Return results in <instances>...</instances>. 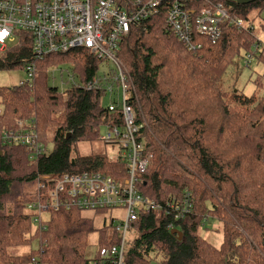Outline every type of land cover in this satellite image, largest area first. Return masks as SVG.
<instances>
[{"label":"trees","instance_id":"16d2710c","mask_svg":"<svg viewBox=\"0 0 264 264\" xmlns=\"http://www.w3.org/2000/svg\"><path fill=\"white\" fill-rule=\"evenodd\" d=\"M214 1L224 3L244 26L223 25L215 41L196 38L201 47L194 52L169 28L163 4L159 15L131 26L119 44L127 100L135 123L142 125L136 137L150 155L137 190L163 207L180 202L184 193L192 197V210L177 219L162 209L141 213L131 223L137 236L128 242L124 264H150L151 255L161 264H264V97L258 95L264 73L251 80L250 94L223 85L237 60L255 49L244 66L264 67V44L254 30L262 19L264 31V0ZM26 38L20 32L19 42L0 52V70H33L29 82L0 86V132L14 129L16 119L33 121L45 151L50 143L53 148L32 158L26 146L0 142V264H109L98 256L99 249L116 244L117 233L112 221L99 229L95 221L110 210L86 216L60 208L42 223L27 207L48 199L50 184L37 186L45 176L127 175L126 163L107 154L71 156L78 142L98 140L106 124L123 123L120 109L108 112L102 89H86L88 82L107 76L100 68H113L83 48L37 60ZM65 70L72 83L61 91L50 82ZM208 219L216 221L222 235L218 247L200 234ZM174 229L181 239L171 233ZM93 232L98 250L88 257Z\"/></svg>","mask_w":264,"mask_h":264},{"label":"built area","instance_id":"2783aa9c","mask_svg":"<svg viewBox=\"0 0 264 264\" xmlns=\"http://www.w3.org/2000/svg\"><path fill=\"white\" fill-rule=\"evenodd\" d=\"M200 1L202 4L199 6L198 0H0V52L18 43L22 32L26 34L32 55L37 60L83 48L114 66L110 76L103 75L88 82L86 89H102L106 93L108 112L120 109L122 125L106 124L105 135L101 139L105 144L119 147L117 158L126 163L127 175L115 179L104 172L84 171L64 174L56 179L45 176L37 186L44 188L50 184L48 199L45 202L38 200L27 207L36 213V220L42 223V215L60 208L84 212L123 209L124 221L113 224L118 242L99 249V256L107 259L109 264H124L129 242L127 233L132 230L131 223L141 213L162 209L174 213L177 219L192 210L190 193H184L180 202L173 200L163 207L149 201L137 190L138 176L147 168L150 155L146 154L144 144L136 137L142 125L135 123L134 110L127 100L126 70L117 59L119 44L128 35L131 26L153 14L159 15L158 9L163 4L167 9L162 13L169 28L194 52L201 47L196 38L215 41L221 36L223 25L244 26L243 19L232 16L221 1ZM253 54L245 56L246 66L254 59ZM32 72L29 68L27 80L20 84L31 81ZM109 78L113 81L110 82ZM113 85L116 86V98L112 96ZM32 124L33 121L27 124L22 119H16L14 129L0 132V142L26 146L31 150L32 158L37 157L45 151V147ZM109 157L113 158L112 155Z\"/></svg>","mask_w":264,"mask_h":264},{"label":"rangeland","instance_id":"374dc122","mask_svg":"<svg viewBox=\"0 0 264 264\" xmlns=\"http://www.w3.org/2000/svg\"><path fill=\"white\" fill-rule=\"evenodd\" d=\"M256 11L252 12L251 16L255 15ZM264 16V15H262ZM261 21L262 19H257L254 23L255 36L257 39L264 44V31L261 30ZM109 67L114 68L112 64H109ZM68 70V69H67ZM67 70L63 71L61 74L56 73L55 78L50 82L52 85H56L60 88H67L70 83H72V78L68 77ZM100 75L107 74L111 75V71L108 67L104 66L100 68ZM264 73L263 66L252 65L250 67L244 66V60L242 61L240 58L237 60V65L233 67L225 76H224V87L231 89L235 87L236 89H243L245 93L250 94L252 92L253 86L251 80L255 79L258 74ZM27 80V72L25 70H0V86L12 87L18 85L21 81ZM233 86V87H232ZM259 96L264 97V84L261 92L258 94ZM112 96L116 98V86L113 85V93ZM108 104V101L105 102V105ZM106 128L102 127L100 129V138L96 141L87 143V142H78L72 149L71 156L74 157L76 155L86 157L92 154H107L112 155L113 158H117L119 156L120 149L118 146H112L105 144L101 139L105 135ZM53 148V144L50 143L48 146V150L46 153L50 152ZM92 212H85L86 216H91ZM47 215H42V219L46 220ZM125 219V211L123 209L119 210H111L107 212H103L99 214L97 221H95L96 228H100L101 225H109L110 222L114 225H118L122 223ZM218 224L215 220L208 219L204 222L202 229L200 230V234L203 238H205L209 243L213 246L218 247L222 242V235L220 231L216 230ZM137 233L132 229L127 233V239L129 241H133ZM97 242H98V233L93 232L89 236L88 240V248L86 250V256L93 257L95 252H97ZM150 264H161L160 257L151 255Z\"/></svg>","mask_w":264,"mask_h":264},{"label":"water","instance_id":"95a60500","mask_svg":"<svg viewBox=\"0 0 264 264\" xmlns=\"http://www.w3.org/2000/svg\"><path fill=\"white\" fill-rule=\"evenodd\" d=\"M238 3H240V4H247V3H250V2H252V1H254V0H236ZM69 136V135H68ZM67 136V137H68ZM171 233H173V234H176L177 235V237H178V239H181V233L178 231V230H176V229H174V230H172L171 231Z\"/></svg>","mask_w":264,"mask_h":264},{"label":"bare ground","instance_id":"6f19581e","mask_svg":"<svg viewBox=\"0 0 264 264\" xmlns=\"http://www.w3.org/2000/svg\"><path fill=\"white\" fill-rule=\"evenodd\" d=\"M46 152V151H45ZM84 172V171H83ZM114 227V226H113ZM129 241V240H128ZM107 247V246H106ZM99 256V255H98ZM100 258V257H99Z\"/></svg>","mask_w":264,"mask_h":264}]
</instances>
